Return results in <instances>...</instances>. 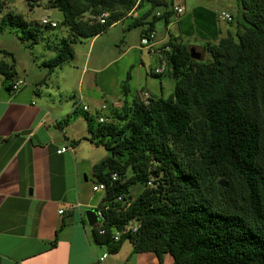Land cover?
<instances>
[{"label":"trees","instance_id":"trees-1","mask_svg":"<svg viewBox=\"0 0 264 264\" xmlns=\"http://www.w3.org/2000/svg\"><path fill=\"white\" fill-rule=\"evenodd\" d=\"M238 2L241 18L236 32L226 36L220 37L221 11L204 5L192 9L185 28L184 20L178 21L184 34L205 41L202 48L211 60L193 58L188 43L170 36L161 48L175 80L170 96H151L148 105L139 99L112 105L105 123L98 121L99 112L94 119L79 107L62 121H72L81 109L90 140L110 153L94 165L96 183L106 189L93 209L105 221L92 227L95 243L110 253L130 239L135 252H154L161 264L168 253L173 264H264V0ZM145 3L160 14L131 24L143 26L141 37L155 30L158 20L169 25L183 12L179 5L181 12L174 9L175 0H49L63 12L62 26L69 33L43 65L52 72L68 63L75 43L97 36ZM4 10L0 0V26L21 28L23 38L33 43L40 26L59 27ZM103 13H108L105 23L98 19ZM230 16L226 22L232 24ZM16 76L15 62L0 60L8 91ZM130 79L128 73L126 94ZM133 220L137 231L116 240L114 233Z\"/></svg>","mask_w":264,"mask_h":264},{"label":"crops","instance_id":"crops-1","mask_svg":"<svg viewBox=\"0 0 264 264\" xmlns=\"http://www.w3.org/2000/svg\"><path fill=\"white\" fill-rule=\"evenodd\" d=\"M129 16L136 18L133 11ZM125 18L115 24L125 22ZM171 25L172 22L168 27ZM141 34L142 31L140 37ZM96 38L91 39L87 52L73 45L75 56L86 55L74 90L67 88L66 81L80 68L76 66L70 67L71 71L61 66L52 72L47 67H31L32 73L24 69V74L16 67V81L22 80L23 87L8 91L0 83V264H161L154 252H135L132 243L128 246L125 242L117 253H108L101 259L107 248L92 240L87 221L74 212L76 203L78 207L81 204L83 185L76 161L79 146L73 141L79 139L81 143L89 132L81 116L66 124L62 121L76 107L88 105L80 90L88 70L92 71L93 82L94 73L100 70L95 64L89 66L88 52ZM169 38L158 36L156 31L155 45L146 49L162 57L161 48ZM57 72H62L56 81L57 89L73 92L71 101L55 107L39 86L49 89L47 80ZM102 104L96 105L97 111ZM62 147L67 149L59 153ZM60 209L64 212L60 213ZM69 212L73 215L67 218ZM162 264H173V256L166 254Z\"/></svg>","mask_w":264,"mask_h":264},{"label":"rangeland","instance_id":"rangeland-1","mask_svg":"<svg viewBox=\"0 0 264 264\" xmlns=\"http://www.w3.org/2000/svg\"><path fill=\"white\" fill-rule=\"evenodd\" d=\"M3 2L5 4L4 11L18 13L27 21L41 23L42 18L48 17L59 24V27L55 29L40 26L39 39L34 43L31 40L23 38L21 28L16 26L7 27L6 25L0 26V60H6L9 63L15 62V67H18L22 74H24V69H26V72L32 73L31 67H46L43 65V60L53 57L57 52L56 46L59 44V41L62 37H68L69 29L62 26L64 20L63 12L59 8L50 6L49 0H37L36 2L3 0ZM175 5H179L183 9V12L176 15L172 21V25L169 27L163 19L158 20L155 24L158 36H172L176 39V42L188 43L190 45L189 48L195 47L200 51H204L205 53L202 57L208 61L211 60V56L202 48V44L205 41L197 34L192 36L184 34L180 29L178 21L183 19L184 28L188 26L189 15L197 5H204L219 12L223 10L227 11L232 14L233 23L229 24L226 21H219L221 29L220 37H222L226 36L230 30L231 32H236L237 21L241 18L238 0H175ZM131 11L136 14V18L128 15L129 17L125 18V22L113 24L104 32L98 34L95 39L96 42L94 40L95 43L93 42L88 52V57L91 56L89 66L95 64L96 68L100 70L94 73V82L91 76L92 71L88 70L80 91L86 95L87 98H85L84 103L89 105V112L93 115L94 119L97 113H100L99 110H96V105L105 103L109 107L112 105L119 106L120 101L124 102L127 100L128 102H132L134 99H139L144 92H148L151 96L167 98L174 91L175 80L168 68L164 73H154V68L162 66L166 61L163 60L159 53L150 52L140 45L139 34L143 26L131 25L133 21H149L153 18L154 14L157 15L160 11L156 9L151 10V6L148 3H145L141 8H133ZM88 17L89 14H85L84 19ZM239 29L242 30V27L240 26ZM91 39V37L83 38L74 45L77 46L78 50H84L85 52ZM3 50L9 51L12 54L5 55ZM85 58V54L82 57L77 55L62 66L64 70L67 69L69 71L73 69L70 67H80L78 70H75L74 74L68 75L66 81L67 88H76L75 82L80 77L81 68H83L81 66H83ZM61 73L57 72L50 80H47L49 89H45V86H39L41 89H44L43 95L45 99L55 107L65 106L67 101H71L70 94L73 92H62L57 89L56 81L59 79ZM128 73L131 74V79L128 82L129 92L126 94L122 90ZM16 79L17 76L15 82ZM95 81L98 84H95ZM4 82V78L0 77V83L4 85L6 84ZM44 83L43 81L42 84ZM80 91L76 89V92ZM89 97L92 98V101ZM104 112L107 113L108 109ZM77 116L83 117L87 125L84 111L80 109ZM89 137L90 134L86 139L83 138L81 143L79 142L76 145L79 146L77 148L76 161L79 164L83 194L82 199L79 201L81 204L78 207V202L76 203L74 212L80 213L84 220H86V211L93 209L95 207L94 204L97 206L105 194L104 190L93 191L92 189L93 185L98 181L94 174V165L110 154L102 144L93 143ZM139 190L140 185H137L133 187L132 192L137 194ZM72 215L73 212L66 214L67 218H70ZM87 230L88 232L92 231V227L88 224ZM92 240L94 241L93 238ZM124 242L128 246L131 244L130 239H126ZM106 252L110 254L108 250Z\"/></svg>","mask_w":264,"mask_h":264},{"label":"built area","instance_id":"built-area-1","mask_svg":"<svg viewBox=\"0 0 264 264\" xmlns=\"http://www.w3.org/2000/svg\"><path fill=\"white\" fill-rule=\"evenodd\" d=\"M175 10H177L178 12H181L182 9L181 8H178V6H175ZM108 13H103L102 15H100L98 17V19L100 20L101 23H105V19L107 17ZM220 20L222 21H229L231 20V16L228 12L226 11H221L220 15ZM41 23L44 24V25H50L51 27H56L57 26V22L56 21H53L51 19H49L48 17H44L42 18L41 20ZM155 39H156V31L153 30V31H150L148 34H143L142 37H141V40H140V44L142 45V47H145V48H152L154 45H155ZM168 49V48H167ZM165 69H166V63L163 64L162 66H159V67H156L154 69V73L156 74H161V73H164L165 72ZM24 84V82L22 80H18L16 82H14L13 86H12V89L13 91H17L20 89V87ZM139 100L144 103L145 105H148L151 103V95L148 93V92H144ZM79 105H81V103L79 102ZM108 105H106L105 103H103L101 106H100V116L98 118V121L100 123H105V122H108L109 121V117L105 114V110L108 109ZM82 109L85 110V111H89V106L88 105H83L82 106ZM67 149V147H62L61 149H58L57 151L60 153V152H63ZM117 178V174H114L113 175V180ZM93 191H99V190H104L106 189V185L104 183H95L92 187ZM124 197L123 195H120L118 197V200L119 201H123ZM96 210V209H95ZM60 213H63L64 210L63 209H60L59 210ZM97 215H98V219L99 221L95 224H100L101 222H104L105 221V217L103 216L102 212L101 211H97ZM139 227V224L136 220H133V221H130L124 228L123 230H118L114 233V238L116 240H118L121 235L123 234H126V233H134L137 231ZM101 233H104V229H101L100 230ZM107 256V253H104L103 256L101 257V259H103L104 257Z\"/></svg>","mask_w":264,"mask_h":264},{"label":"water","instance_id":"water-1","mask_svg":"<svg viewBox=\"0 0 264 264\" xmlns=\"http://www.w3.org/2000/svg\"><path fill=\"white\" fill-rule=\"evenodd\" d=\"M192 57L195 59H203L202 56H204V51H200L196 49L195 47L190 48ZM220 184L223 186H227V183L223 180L220 181ZM31 192V190H30ZM86 221L89 226L93 227L98 221V215L95 209H88L85 213Z\"/></svg>","mask_w":264,"mask_h":264},{"label":"clouds","instance_id":"clouds-1","mask_svg":"<svg viewBox=\"0 0 264 264\" xmlns=\"http://www.w3.org/2000/svg\"><path fill=\"white\" fill-rule=\"evenodd\" d=\"M176 6V5H175ZM174 9H175V7H174ZM132 11H130L129 13H131ZM160 14V12L157 14V15H159Z\"/></svg>","mask_w":264,"mask_h":264}]
</instances>
